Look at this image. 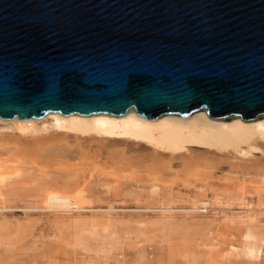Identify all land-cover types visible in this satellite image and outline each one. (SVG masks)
<instances>
[{
	"label": "water",
	"instance_id": "1",
	"mask_svg": "<svg viewBox=\"0 0 264 264\" xmlns=\"http://www.w3.org/2000/svg\"><path fill=\"white\" fill-rule=\"evenodd\" d=\"M264 119V0H0V119Z\"/></svg>",
	"mask_w": 264,
	"mask_h": 264
},
{
	"label": "rangeland",
	"instance_id": "2",
	"mask_svg": "<svg viewBox=\"0 0 264 264\" xmlns=\"http://www.w3.org/2000/svg\"><path fill=\"white\" fill-rule=\"evenodd\" d=\"M13 133L0 122V140ZM260 149L194 166L196 175L176 159L168 183L137 169L117 180L106 159L101 171L81 173L9 166L0 181V264H264Z\"/></svg>",
	"mask_w": 264,
	"mask_h": 264
},
{
	"label": "bare ground",
	"instance_id": "3",
	"mask_svg": "<svg viewBox=\"0 0 264 264\" xmlns=\"http://www.w3.org/2000/svg\"><path fill=\"white\" fill-rule=\"evenodd\" d=\"M0 122L15 125L20 133L1 135L0 181L5 176L1 171L9 166L15 167V164H30L40 171L51 167L66 171L77 168L76 172L81 173L94 171L95 167L101 171L104 164L99 163L104 159L115 167L113 175L117 180L135 178L136 169L137 173L141 170L149 173L152 179L159 180L164 176L167 179L166 174L171 172L172 162L176 159L182 160L189 169L200 167L198 165H207L208 168L216 161H240L243 159L241 155L264 148V119L249 123L239 118L219 122L211 120L201 111L187 119L167 115L157 120H146L134 112L121 118L101 114L85 117L48 113L35 120L0 119ZM50 128L54 131L50 132ZM199 145L210 150H200ZM257 166L254 167L258 169ZM108 167L104 166L110 170ZM168 180L164 182L168 183ZM61 201L68 202L67 199ZM207 205L204 203V206Z\"/></svg>",
	"mask_w": 264,
	"mask_h": 264
}]
</instances>
